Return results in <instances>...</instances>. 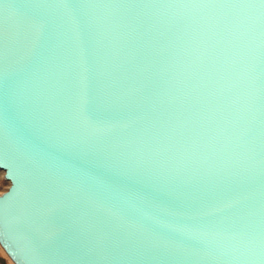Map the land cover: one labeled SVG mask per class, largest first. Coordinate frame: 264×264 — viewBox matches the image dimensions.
<instances>
[{"label":"water","instance_id":"95a60500","mask_svg":"<svg viewBox=\"0 0 264 264\" xmlns=\"http://www.w3.org/2000/svg\"><path fill=\"white\" fill-rule=\"evenodd\" d=\"M0 171L14 264H264V0H0Z\"/></svg>","mask_w":264,"mask_h":264},{"label":"rangeland","instance_id":"374dc122","mask_svg":"<svg viewBox=\"0 0 264 264\" xmlns=\"http://www.w3.org/2000/svg\"><path fill=\"white\" fill-rule=\"evenodd\" d=\"M8 182L3 178V172L0 171V195L7 189ZM0 264H14L0 247Z\"/></svg>","mask_w":264,"mask_h":264},{"label":"snow or ice","instance_id":"6c2138e0","mask_svg":"<svg viewBox=\"0 0 264 264\" xmlns=\"http://www.w3.org/2000/svg\"><path fill=\"white\" fill-rule=\"evenodd\" d=\"M8 175H9L10 178H12L14 180L13 189L14 188L18 189V187H19V180L16 177L15 171L10 169Z\"/></svg>","mask_w":264,"mask_h":264}]
</instances>
